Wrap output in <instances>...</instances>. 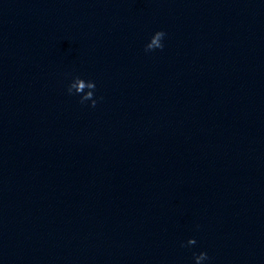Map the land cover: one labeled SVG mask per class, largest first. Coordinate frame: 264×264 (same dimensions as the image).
I'll return each mask as SVG.
<instances>
[{"label": "clouds", "instance_id": "clouds-1", "mask_svg": "<svg viewBox=\"0 0 264 264\" xmlns=\"http://www.w3.org/2000/svg\"><path fill=\"white\" fill-rule=\"evenodd\" d=\"M166 33L164 31L155 32L150 42L146 44L145 51L150 52L155 49H163L164 45L162 43ZM96 89V84L94 81H85L79 76L75 77L73 81L69 84L67 92L69 95L73 94H82L80 98V103H84L86 101H91V107L95 108L97 104V100L94 98V91ZM87 90V91H86ZM196 244V240L194 238H190L187 241V245ZM182 247L185 245H181ZM195 264H201L202 261H206L209 259L207 252H200L198 255L194 256Z\"/></svg>", "mask_w": 264, "mask_h": 264}]
</instances>
